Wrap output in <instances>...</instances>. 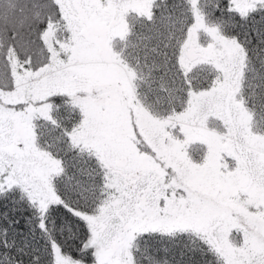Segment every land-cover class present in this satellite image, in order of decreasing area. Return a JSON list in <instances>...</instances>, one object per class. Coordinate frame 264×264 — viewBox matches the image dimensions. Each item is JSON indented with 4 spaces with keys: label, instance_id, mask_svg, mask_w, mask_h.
I'll return each mask as SVG.
<instances>
[{
    "label": "snow or ice",
    "instance_id": "obj_1",
    "mask_svg": "<svg viewBox=\"0 0 264 264\" xmlns=\"http://www.w3.org/2000/svg\"><path fill=\"white\" fill-rule=\"evenodd\" d=\"M0 264H264V0H0Z\"/></svg>",
    "mask_w": 264,
    "mask_h": 264
}]
</instances>
